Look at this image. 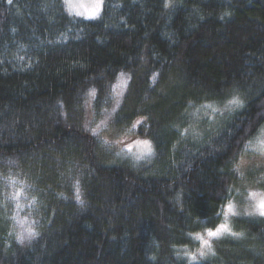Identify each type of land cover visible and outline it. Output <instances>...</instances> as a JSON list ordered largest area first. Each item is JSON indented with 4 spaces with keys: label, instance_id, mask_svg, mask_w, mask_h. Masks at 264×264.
Masks as SVG:
<instances>
[{
    "label": "trees",
    "instance_id": "16d2710c",
    "mask_svg": "<svg viewBox=\"0 0 264 264\" xmlns=\"http://www.w3.org/2000/svg\"><path fill=\"white\" fill-rule=\"evenodd\" d=\"M263 128L264 0H0V264H192ZM233 229L195 264H264Z\"/></svg>",
    "mask_w": 264,
    "mask_h": 264
},
{
    "label": "rangeland",
    "instance_id": "374dc122",
    "mask_svg": "<svg viewBox=\"0 0 264 264\" xmlns=\"http://www.w3.org/2000/svg\"><path fill=\"white\" fill-rule=\"evenodd\" d=\"M102 1L103 0H64V4L70 14L86 20H96L102 11ZM97 4L99 5L98 9L96 7ZM93 11H95L94 16L91 15ZM107 134L110 136V132ZM111 135L110 138L107 137V140L109 139L117 149L127 151V154L136 160L143 161L153 154L152 145L148 141L147 146L143 143L146 140L132 141L133 138H120L116 134ZM236 167L238 171H242L243 173L250 169H264V128L261 129L257 136L248 144L244 153L236 161ZM246 177L249 178L252 176ZM253 177L252 180L244 179V182L233 190V196L226 204L222 214V224L227 225L229 231L221 232L217 237H209L207 234L208 231L195 235V241L197 242L196 247L192 249L188 248L184 251V256L192 262V264L212 256L215 253V245L231 234H237L240 237L243 236L240 235L243 233H236L233 229L234 221L239 218L264 219V216L260 215L261 210L259 207L260 203L264 202V190L248 188L264 184V176L253 175ZM216 229H212V231ZM205 241H207V243H205Z\"/></svg>",
    "mask_w": 264,
    "mask_h": 264
},
{
    "label": "snow or ice",
    "instance_id": "6c2138e0",
    "mask_svg": "<svg viewBox=\"0 0 264 264\" xmlns=\"http://www.w3.org/2000/svg\"><path fill=\"white\" fill-rule=\"evenodd\" d=\"M96 7L98 9L99 5L97 4ZM91 15L94 16L95 15V11H93L91 13ZM230 103H234L235 104V103H238V101L233 99L232 101H230ZM143 143L145 144V146H147V141H144ZM259 207H260V210H261L260 211V215L264 216V202H261ZM225 231H229V229L227 228V225L221 224V225H219V227L215 231L209 230L207 234H208L209 237H217V236H219L221 234V232H225ZM205 243H207V241H205Z\"/></svg>",
    "mask_w": 264,
    "mask_h": 264
}]
</instances>
